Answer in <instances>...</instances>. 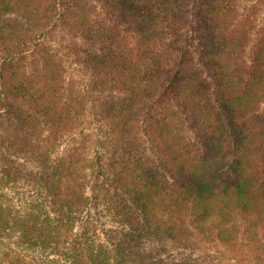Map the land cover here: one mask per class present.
<instances>
[{
  "label": "trees",
  "instance_id": "trees-1",
  "mask_svg": "<svg viewBox=\"0 0 264 264\" xmlns=\"http://www.w3.org/2000/svg\"><path fill=\"white\" fill-rule=\"evenodd\" d=\"M0 264H264V0H0Z\"/></svg>",
  "mask_w": 264,
  "mask_h": 264
}]
</instances>
